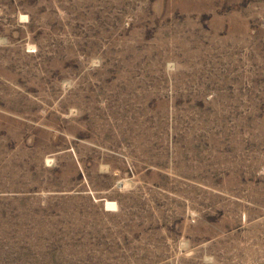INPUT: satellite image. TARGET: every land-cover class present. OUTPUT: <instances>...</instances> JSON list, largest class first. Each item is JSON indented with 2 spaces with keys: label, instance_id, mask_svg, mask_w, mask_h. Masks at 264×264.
Segmentation results:
<instances>
[{
  "label": "rangeland",
  "instance_id": "obj_1",
  "mask_svg": "<svg viewBox=\"0 0 264 264\" xmlns=\"http://www.w3.org/2000/svg\"><path fill=\"white\" fill-rule=\"evenodd\" d=\"M0 264H264V0H0Z\"/></svg>",
  "mask_w": 264,
  "mask_h": 264
}]
</instances>
